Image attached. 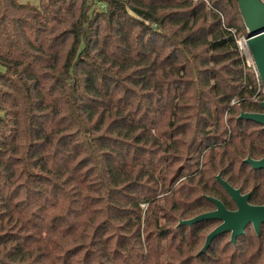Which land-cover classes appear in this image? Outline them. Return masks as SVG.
I'll return each mask as SVG.
<instances>
[{"label": "trees", "instance_id": "trees-1", "mask_svg": "<svg viewBox=\"0 0 264 264\" xmlns=\"http://www.w3.org/2000/svg\"><path fill=\"white\" fill-rule=\"evenodd\" d=\"M242 37L238 0H0V264H257L223 235L194 257L212 220L175 228L211 203L198 177L264 141L236 119L264 98ZM193 152L181 177L211 169L162 227L159 183Z\"/></svg>", "mask_w": 264, "mask_h": 264}, {"label": "water", "instance_id": "water-1", "mask_svg": "<svg viewBox=\"0 0 264 264\" xmlns=\"http://www.w3.org/2000/svg\"><path fill=\"white\" fill-rule=\"evenodd\" d=\"M241 14L243 15L246 28L248 30L247 45L253 57L257 72L264 86V3L261 0H238ZM262 114L243 113L240 119L254 121L264 126V98L261 103ZM255 168L264 167V160L255 162L248 160ZM219 183L230 193L239 207V211L232 213L226 210L221 201L209 198L215 204L217 211L202 214L190 220L181 221L179 226H193L207 220H218L222 223L209 234L205 245L199 252V256L205 254L213 241L228 232H232V242L236 244V238L244 234L248 224H254L259 232L261 224L264 223V207H253L248 204L249 196H242L240 191L232 188L227 182L222 180L221 175L217 177Z\"/></svg>", "mask_w": 264, "mask_h": 264}, {"label": "rangeland", "instance_id": "rangeland-1", "mask_svg": "<svg viewBox=\"0 0 264 264\" xmlns=\"http://www.w3.org/2000/svg\"><path fill=\"white\" fill-rule=\"evenodd\" d=\"M25 1L33 2L34 0H25ZM198 1L199 0H192L193 4H197ZM261 1L264 2V0H261ZM242 38H244V37H242ZM239 42H240V40H239ZM0 71H3L2 67H0ZM262 93L264 94V88L262 90ZM233 105H234V103H232V106ZM214 111H215V108H214ZM240 112L241 111L239 110L238 113H240ZM229 118H228V116H227V118L224 116L223 123L224 124L227 123L226 128L228 127L230 129L231 128L230 125H233V124L228 123L229 122ZM217 122H218L217 116H214V119H213L212 123L215 124ZM214 130H215L214 126L209 128V132L210 131H214ZM249 130L251 131V130H255V129L254 128L253 129L250 128ZM156 150L157 149H154V152H157ZM209 156L210 155H207V157L205 159L204 158L202 159L201 165L199 166L198 171L196 172V174H188V175L184 174L182 177L180 176L181 175V171L185 168L186 165H188L189 161L192 160L193 157L196 158L197 156H194V152H193L187 157L185 162L182 161V158H179V162L177 163V165L175 167V171L173 172L171 177L168 179L167 184L164 185L163 182L159 183V188H158L159 189V192H158L159 193V203H158V212L159 213H158V216H159V219L161 221V226L162 227H164L166 225V221H165L164 218H165V212H169L170 205L167 207V200L170 198L171 193L173 192V190L175 188H178L179 186H181V184H183L187 180V178H191V177L196 176V175L199 176L200 173L210 170L211 169L210 165H208L209 163H207L208 159H209ZM205 162L207 163V165H204ZM207 174H208L207 176L211 179L210 183H207V181H205V180H203L202 181L203 183H201L200 182L201 180L198 177L197 181L194 184V197H193V200H197L199 195H201V194L202 195H209V196H206V199L208 201H210L209 198H213V197L222 198L224 196V193H225L224 190L215 181V176L218 177L220 172L219 171H211V172L209 171V172H207ZM211 196H213V197H211ZM197 202L198 201H196V205H198ZM141 208H142L144 220H148V218L150 217V214L152 213L150 208H149V205L148 204H142ZM213 209H214V206L210 202H208V203L205 202L204 203V207L203 208H198V210H197L198 212L197 211L195 212L196 215L194 217H191V218H188V219H185V220H190V219H193V218H195L197 216H200L202 214L209 213V212L213 211ZM185 220L182 219V220L179 221V223L181 221H185ZM179 223H177L175 225V228L182 227V226H179ZM219 224H220V222H207V223H204L203 228H205V230L202 233V237H201V240H200V242H202V247L198 250V252H196V254L193 255L194 257H196V258L199 257L198 254L202 250L203 246L205 245L207 237L209 236V234L211 232H213L217 227H219ZM148 230H149L148 229V224H146V222H145V224L143 223L142 229H141V233L143 235V239H144V237L146 238V234H147ZM246 238L250 239L251 237H246ZM228 240H229L228 236H224L223 238L222 237L219 238L216 241L217 243L215 244L216 250H218L221 253L225 252L224 250L228 249L230 247L229 246L230 242H228ZM234 246H235V250L232 249V251L229 252V255L237 254V253H235V251L236 252H238L239 250L241 251V249H243V248L252 247L250 249V252H249V256L251 257V260L253 262L257 263V264H264V242H236V244ZM164 253H167V252L165 251ZM165 255L166 254H164V257H165ZM219 255H221V254H219Z\"/></svg>", "mask_w": 264, "mask_h": 264}, {"label": "flooded vegetation", "instance_id": "flooded-vegetation-1", "mask_svg": "<svg viewBox=\"0 0 264 264\" xmlns=\"http://www.w3.org/2000/svg\"><path fill=\"white\" fill-rule=\"evenodd\" d=\"M261 103L262 101L260 102V106ZM243 113L262 114L263 110L261 112L241 111L240 113H238V116H236V119L239 120L241 114ZM245 121L250 122L254 126H257L256 129L264 132V126L254 121H249V120H245ZM261 136L264 137V134L262 133ZM253 145H250V143H248L246 148L243 149V152L240 153L241 156H239L236 159L234 163L235 165L233 164L234 165L233 166L229 164L225 170L226 172L225 175L222 176L221 172L219 175H221L222 180L227 182L232 188L240 191L242 196H249L248 204L250 206L264 207V167L255 168L251 163L248 162L249 159L255 162H261L264 160V141L262 143L256 144L255 146ZM244 146L245 145H243L242 148ZM230 179H233L237 183L236 184L232 183ZM222 189L225 192L222 198L220 197L215 198L213 196L212 197L214 199L221 201L227 211L232 213L238 212L239 207L232 198V196L230 195V193L223 186ZM211 204L214 206V209L211 212L217 211V207L215 206V204L212 202ZM212 221L220 222V224L222 223L221 221L218 220H212ZM232 234H233L232 232H228L223 234V236H228L229 237L228 242H232ZM246 237H251V238L247 239ZM235 242H264V223L261 224L259 232H257V230L255 229L254 224L252 223L248 224L244 230V234L237 237Z\"/></svg>", "mask_w": 264, "mask_h": 264}, {"label": "built area", "instance_id": "built-area-1", "mask_svg": "<svg viewBox=\"0 0 264 264\" xmlns=\"http://www.w3.org/2000/svg\"><path fill=\"white\" fill-rule=\"evenodd\" d=\"M239 47L241 50V55L244 58L245 65L247 67L253 68L255 70L256 75H257V79H258L259 83H261V79H260L259 74L257 72L253 57H252V55L249 51L248 45H247V38L246 37L240 38ZM245 47L247 49H245Z\"/></svg>", "mask_w": 264, "mask_h": 264}, {"label": "bare ground", "instance_id": "bare-ground-1", "mask_svg": "<svg viewBox=\"0 0 264 264\" xmlns=\"http://www.w3.org/2000/svg\"><path fill=\"white\" fill-rule=\"evenodd\" d=\"M245 49H247V48L245 47Z\"/></svg>", "mask_w": 264, "mask_h": 264}]
</instances>
